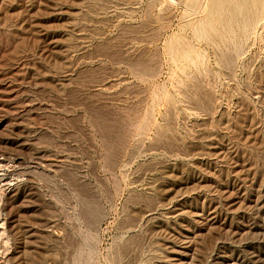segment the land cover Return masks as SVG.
I'll return each mask as SVG.
<instances>
[{"label": "rangeland", "instance_id": "obj_1", "mask_svg": "<svg viewBox=\"0 0 264 264\" xmlns=\"http://www.w3.org/2000/svg\"><path fill=\"white\" fill-rule=\"evenodd\" d=\"M236 3L0 0V264H264V14Z\"/></svg>", "mask_w": 264, "mask_h": 264}, {"label": "bare ground", "instance_id": "obj_2", "mask_svg": "<svg viewBox=\"0 0 264 264\" xmlns=\"http://www.w3.org/2000/svg\"><path fill=\"white\" fill-rule=\"evenodd\" d=\"M230 2H231V1H229L228 3H230ZM233 2H234V0H233ZM232 4H233V3H232ZM236 4H237V5H235V6H233V5H232V6H229V5H231V4H229V5H228V6H229V10H227V11H230V9H231L232 7L234 8V7L237 6V7L235 8V9L237 10V12H236V11L234 12V13H235V16H234V17L231 16V17H233V21H235V22H237V23H241L242 26H243L245 29H247V30H248V29L250 30V27H251V29H254V27L256 26L255 24L258 23V21H259L258 25L261 23V22H260V19H261V17L263 16L262 14H264V13H263V12H264V0H237V3H236ZM228 6H227V7H228ZM227 7H226V9H227ZM235 9H233V11H234ZM61 10H62V9H61ZM224 10H225V9H224ZM222 12H224V14H225L226 10H225V11H222ZM229 13H230V12H229ZM231 13H233V12L231 11ZM234 13H233V15H234ZM222 14H223V13H222ZM222 16H223V15H222ZM225 16H226V14L224 15V17H225ZM227 16H228V15H227ZM227 16L225 17V19H227V20L230 21L232 18H231V19H228ZM228 17H229V16H228ZM220 18H221V16H220ZM220 18H219V19H220ZM222 18H223V17H222ZM229 18H230V17H229ZM223 19H224V18H223ZM220 20H221V19H220ZM227 20H226V22H227ZM261 21H262V19H261ZM207 22H208V21H207ZM213 22H214V21H213ZM221 22H222V21H221ZM224 22H225V20H224L222 23H224ZM199 24H200V23H199ZM202 24H203V25L205 24V27H206V24H207V27H209L210 29L212 28V27H210V26L208 25L209 23H204V22H202ZM211 24H212V21H211ZM211 24H210V25H211ZM216 24H218V22H217ZM219 24H221V23H219ZM228 24H229V23H228ZM263 24H264V23H262V25H263ZM196 25L198 26V24H196ZM200 25H201V24H200ZM229 25H230V24H229ZM231 25H232V23H231ZM231 25H230V27H232ZM238 25H239V24H238ZM201 26H202V25H201ZM225 26H227V28H228L227 23L225 24ZM234 26H235V25L233 24V27H234ZM252 26H254V27L252 28ZM213 27H215V23H214V26H213ZM216 27H217V29L220 28L218 25H217ZM218 27H219V28H218ZM236 27H237V26H236ZM243 27H242V28H243ZM259 27H260V26H259ZM199 28H200V26H199ZM203 28H204V26H203ZM203 28H202V30H204ZM209 28H208V29H209ZM227 28H226V29H227ZM260 28H261V27H260ZM197 29H198V28H197ZM213 29H214V28H213ZM213 29H212V30H213ZM215 29H216V28H215ZM217 29H216V30H217ZM221 29H222V27H221ZM223 29H224V28H223ZM223 29H222V30H223ZM229 29H230V28H229ZM233 29H236V28H233ZM233 29L231 28L232 31H234ZM237 29H238V27H237ZM245 29H243V30H245ZM256 29H257V27H256ZM256 29H255V30H256ZM205 30H206V28H205ZM231 30H230V31L228 30V31L231 32ZM243 30H242V31H243ZM247 30H246V32H247ZM249 30H248V31H249ZM199 31H200V30H199ZM218 31H219V30H217V32H218ZM224 31H225V30H223L222 32H223L224 35H225V32H224ZM239 31H241V30H240V27H239ZM251 31H252V30H250V32H251ZM262 31H263V30H262ZM203 32H204V34H203ZM205 32H206V31H202V34L205 35ZM215 32H216V31H215ZM226 32H227V30H226ZM237 32H238V31H237ZM218 33H219V32H218ZM227 33H228V32H227ZM234 33H235V32H234ZM198 34H199V33H198ZM202 34H201V35H202ZM206 34H207V33H206ZM220 34H222V33H220ZM230 34H231V33H230ZM242 34H244V33H242ZM248 34H249V33H248ZM248 34H247V36H243V37H247V38H248ZM199 35H200V34H199ZM199 35H198V37H199ZM224 35H222V36L220 35V37L223 38ZM256 35H257V34H256ZM256 35H255V36H256ZM218 36H219V34H218ZM203 37H204V36H203ZM205 37H206V35H205ZM227 37H228V35H227ZM243 37H241V38H243ZM262 37H263V36H262ZM56 38H57V37H56ZM78 38H79V37H78ZM238 39H239V38H238ZM240 40H241V39H240ZM251 41H252V40H251ZM256 42H257V40H256ZM237 45H238V44H237ZM239 45H240V44H239ZM189 47H190V49H191V46H189ZM235 47H236V46H235ZM67 48H68V47H67ZM192 48H193V46H192ZM229 48H230V47H229ZM53 49H54V48H53ZM82 49H83V48H82ZM190 49H189V50H190ZM197 49H198V48H197ZM240 49H241V48H240ZM185 50L187 51V49H185ZM193 51H194V48H193ZM193 51L190 52V53H193ZM258 52H259V51H258ZM183 53H184V52H183ZM186 53H187V52H186ZM188 53H189V52H188ZM197 53H198V52H197ZM238 53H239V52H238ZM236 54H237V53H236ZM195 55H196V54H195ZM259 55H260V53H259ZM187 56H188V54H187ZM196 56H197V55H196ZM202 56H203V55H202ZM198 57H199V56H198ZM190 58H191V57H189V59H190ZM222 58H223V57H222ZM252 58H253V57H252ZM192 59H193V58H192ZM196 59H197V58H196ZM198 59H199V58H198ZM231 59H232V58H231ZM194 61H195V60H194ZM224 61H225V60H224ZM228 61H229V58H228ZM234 62H235V61H233V63H234ZM229 63H230V62H229ZM244 64H245V63H244ZM14 65H15V64H14ZM18 65H19V64H18ZM233 65H234V64H233ZM233 65H232V66H233ZM225 68H226V67H225ZM250 68H251V67H250ZM250 68H249V69H250ZM233 69H234V67H233ZM260 69H261V68H260ZM228 71H229V70H228ZM230 71H231V70H230ZM244 71H245V70H244ZM245 74H246V73H245ZM257 74H258V72H257ZM262 74H263V73H262ZM254 75H255V74H254ZM254 78H255V77H254ZM246 79H247V78H246ZM68 80H69V79H68ZM257 80H258V79H257ZM49 82H50V81H49ZM54 82H55V81H54ZM257 82H259V81H257ZM245 83H246V82H245ZM248 83H249V82H248ZM261 83H262V82H261ZM246 84H247V83H246ZM234 85H235V84H234ZM254 85H255V84H254ZM196 86H197V85H196ZM206 87H208V86H206ZM234 87H236V86H234ZM248 87H249V86H248ZM208 88H209V87H208ZM209 89H210V88H209ZM245 89H246V87H245ZM250 89H251V88H250ZM254 90H255V89H254ZM209 91H210V90H209ZM248 91H249V90H248ZM259 91H260V90H259ZM261 91H262V90H261ZM212 92H213V91H212ZM234 92H235V91H234ZM239 93H240V92H239ZM260 93H261V92H260ZM203 94H204V93H203ZM203 94H202V95H203ZM240 94H241V93H240ZM242 94H243V93H242ZM258 94H259V93H258ZM202 95H200V96H202ZM210 95H211V94H210ZM11 96H12V95H11ZM11 96H10V97H11ZM203 96H204V95H203ZM213 96H214V95H213ZM228 96H229V94H228ZM166 97H167V96H166ZM208 97H209V96H208ZM242 97H243V96H242ZM263 97H264V96H263ZM167 98H168V97H167ZM167 98H166V99H167ZM194 98H195V97H194ZM209 98H210V97H209ZM153 99H154V98H153ZM227 99H228V98H227ZM261 99H263V98L261 97ZM197 100H198V98H197ZM245 100H246V99H244V101H245ZM252 100H253V99H252ZM203 101L205 102V100H203ZM228 101H229V100H228ZM254 101H255V100H254ZM262 101H263V100H262ZM262 101H261V102H262ZM23 102H24V101H23ZM257 102H258V101H257ZM25 103H26V102H25ZM149 103H150V102H149ZM164 103H165V102H164ZM170 104H171V102H170ZM170 104H169V105H170ZM263 104H264V102H263ZM151 105H152V104H151ZM172 105H173V104H172ZM199 106H200V105H199ZM197 108H198V107H197ZM210 108H211V107H210ZM255 108H256V107H255ZM215 109H216V108H215ZM151 110H152V109H151ZM151 110H150V112H151ZM199 110H200V109H199ZM212 110H213V107H212ZM209 112H211V111H209ZM212 112H213V111H212ZM203 113H205V112L203 111ZM115 114H116V113H115ZM124 114H125V113H124ZM144 114H145V113H144ZM148 114H149V113H148ZM169 114H170V113H169ZM208 115H209V113H208ZM208 115H207V116H208ZM212 115H213V113H212ZM220 115H221V114H220ZM231 115H232V114H231ZM127 116H128V115H127ZM172 116H173V115H172ZM144 117H145V116H144ZM151 117H152V116H151ZM225 118H226V117H225ZM143 119H144V118H143ZM249 119H251V118H249ZM152 120H153V119H152ZM130 121H131V120H130ZM143 121H144V120H143ZM155 122H156V121H155ZM209 122H210V121H209ZM224 122H225V121H224ZM238 122H239V121H238ZM252 123H253V122H252ZM121 124H122V123H121ZM134 126H135V125H134ZM138 126H139V125H138ZM143 126H145V124H144ZM250 126H251V123H250ZM253 127H254V126H253ZM101 128H103V127H101ZM132 128H133V127H132ZM138 128H141V127H138ZM157 128H158V127H157ZM218 128H219V127H218ZM146 129H147V127H146ZM170 130H171V129H170ZM219 130H220V129H219ZM261 130H262V129H261ZM145 131H146V130H145ZM159 131H160V130H159ZM159 131H158V132H159ZM166 131H167V130H166ZM146 132H147V131H146ZM169 132H170V131H169ZM159 133H160V132H159ZM161 133H162V132H161ZM161 133H160V134H161ZM256 133H257V132H256ZM168 134H169V133H168ZM191 134H192V133H191ZM223 134H224V133H223ZM142 135H143V134H142ZM174 135H175V134H174ZM176 135H177V134H176ZM188 135H190V134L188 133ZM252 135H253V134H252ZM260 135H261V134H260ZM137 136H138V135H137ZM154 136H155V135H154ZM167 136H168V135H167ZM164 137H165V136H164ZM209 137H210V136H209ZM142 138H143V137H142ZM192 138H193V137H192ZM205 138H206V137H205ZM207 138H208V137H207ZM134 139H135V138H134ZM169 139H170V138H169ZM253 139H254V138H253ZM253 139H252V140H253ZM184 140H185V139H184ZM161 141H162V139H161ZM171 141H172V140H171ZM185 141H186V140H185ZM200 141H201V140H200ZM203 141H204V140H203ZM203 141H202V142H203ZM234 141H235V140H234ZM250 141H251V140H250ZM255 141H256V140H255ZM169 142H170V141H169ZM196 142H199V141H196ZM211 142H212V141H211ZM262 142H263V141H262ZM203 143H204V142H203ZM206 143H207V142H206ZM169 144H170V143H169ZM175 144H176V143H175ZM175 144H174V145H175ZM198 144H200V143H198ZM198 144H197V145H198ZM253 144H254V142H253ZM256 144H257V143H256ZM154 145H155V144H154ZM186 145H187V144H186ZM201 145H202V144H201ZM234 145H235V144H234ZM152 146H153V145H152ZM193 146H194V145H193ZM259 146H260V145H259ZM154 147H155V146H154ZM165 147H166V146H165ZM201 147H202V148H203V147L205 148V146H203V145H202ZM219 147H220V146H219ZM222 147H223V146H222ZM222 147H220V149H221ZM109 148H110V147H109ZM171 148H172V147H171ZM171 148H170V149H171ZM176 148H177V145H176ZM176 148H175V149H176ZM183 148H184V147H183ZM187 148H188V147H187ZM204 148H203V150H204ZM212 148H213V147H212ZM212 148H210V149L212 150ZM214 148H215V147H214ZM210 149H209V150H210ZM223 149H224V148H223ZM226 149H227V148L225 147V150H226ZM134 150H135V149H134ZM172 150H173V148H172ZM207 150H208V149H207ZM213 150H214V149H213ZM244 150H245V149H244ZM261 150H262V149H261ZM176 151H177V150H176ZM180 151H181V149H180ZM215 152H216V151H215ZM228 152H229V151H228ZM228 152H226V153H228ZM230 152H231V151H230ZM230 152H229V153H230ZM108 153H109V152H108ZM263 153H264V152H263ZM191 154H192V153H191ZM172 155H174V154H172ZM200 155H201V154H200ZM220 155H221V154H220ZM239 156H240V155H239ZM240 159H241V158H240ZM249 159H250V158H249ZM63 160H64V159H63ZM63 162H64V161H63ZM241 165H242V164H241ZM243 165H244V164H243ZM246 166H247V165H246ZM248 166H249V165H248ZM168 167H169V165H168ZM242 167H243V166H241V168H242ZM173 168H174V167H173ZM256 168H257V167H256ZM172 170H173V169H172ZM212 170H213V169H212ZM235 170H237V169H235ZM170 171H171V169H170ZM247 171H248V170H247ZM253 171H254V170H253ZM244 172H245V170H244ZM250 172H251V171H250ZM250 172H249V173H250ZM221 173H222V172H221ZM246 173H247V172H246ZM246 173H245L244 175L248 176V175H247L248 173H247V174H246ZM237 174H238V173H237ZM238 175H239V174H238ZM241 175H242V174H241ZM252 176H253V178L255 177L254 175H252ZM205 177H206V176H205ZM210 177H211V176H210ZM244 177H245V176H244ZM197 179H200V178H197ZM242 179H244V178H242ZM155 180H156V179H155ZM214 180H216V179H214ZM249 180H250V177H249ZM249 180H248V181H249ZM170 181H171V180H170ZM202 181H203V180H202ZM245 181H246V180H245ZM251 181L254 182L255 180L253 181V179H252ZM208 182H209V181H208ZM215 182H216V181H215ZM179 183H181V182H179ZM187 183H188V182H187ZM198 183H199V182H198ZM205 183H206V182H205ZM199 184H200V183H199ZM201 184H202V183H201ZM239 184H240V183H239ZM251 184H252V183H251ZM251 184H250V185H251ZM256 184H257V183H256ZM188 185H189V184H188ZM214 185H215V184H214ZM217 185H218V184H217ZM253 185H254V184H253ZM257 185H258V184H257ZM219 186H220V185H219ZM254 186H255V185H254ZM220 187H221V186H220ZM222 187H223V185H222ZM227 188H228V187H227ZM220 189H221V188H220ZM204 191H205V190H204ZM229 191H230V189H229ZM201 192H202V189H201ZM254 192H255V191H254ZM198 193H199V191H198ZM214 193H215V192H214ZM261 193H262V192H261ZM200 194H201V193H200ZM200 194H199V195H200ZM203 194H204V192H203ZM206 194H207V193H206ZM163 195H164V194H163ZM193 195L196 196L197 194H193ZM193 195H191L192 198H193ZM212 195H213V193H212ZM237 195H238V193H237ZM166 196H168L167 193H166ZM184 196H185V195H184ZM197 196H198V195H197ZM177 197H178V196H177ZM187 197H188V196H187ZM189 197H190V196H189ZM205 197H207V196H205ZM205 197H204V198H205ZM238 197H239V196H238ZM240 197H241V196H240ZM182 198L184 199L185 197L182 196ZM192 198H191V199H192ZM201 198H202V197H201ZM217 198H218V197H217ZM231 198H232V197H231ZM179 199H180V198H179ZM185 199H187V198H185ZM218 199H219V198H218ZM232 199H233V198H232ZM259 199H260V198H259ZM169 200H170V198H169ZM208 200H209V202H210V199H208ZM211 200H212V199H211ZM215 200H216V198H215ZM228 200L230 201V199H227V201H228ZM233 200H234V199H233ZM240 200H241V199H240ZM244 200L246 201V198H244ZM155 201H156V200H155ZM177 201H178V199H177ZM182 201H183V200H182ZM189 201H190V199H189ZM212 201H213V200H212ZM212 201H211V202H212ZM220 201H221V200H220ZM225 201H226V200H225ZM229 201H228V202H229ZM253 201H254V200H253ZM257 201H258V200H257ZM209 202H208V203H209ZM211 202H210V203H211ZM221 202H222V201H221ZM223 202H224V201H223ZM248 202H249V201H248ZM258 202H259V201H258ZM258 202H257V203H258ZM263 202H264V200H263ZM263 202H262V204L264 205ZM177 203H178V202H177ZM180 203H182V202H179V204H180ZM184 203H185V202H184ZM186 203H188V202H186ZM212 203H213V206H214V202H212ZM217 203L219 204V202H217ZM237 203H238V202H237ZM88 204H89V203H88ZM234 204H235V203H234ZM234 204H233V205H234ZM247 204H248V203H247ZM262 204L259 203V206L262 205ZM180 205H181V204H180ZM183 205H184V204H183ZM236 205H237V204H236ZM236 205H235V206H236ZM263 205H262V207H263ZM191 206H192V205H191ZM254 206H255V204H254ZM182 207H183V206H182ZM210 207H211V206H210ZM229 207H230V206H229ZM255 207L257 208V206H255ZM149 208H150V207H149ZM192 208H193V207H192ZM192 208H191V209H192ZM233 208H234V207H233ZM263 208H264V207H263ZM150 209H151V208H150ZM169 209H170V208H169ZM214 209H215V208H214ZM230 209H231V208H230ZM260 209H261V208H260ZM185 210H187V209H185ZM194 210H195V208H194ZM198 210H199V209H198ZM202 210H203V209H201L200 211H202ZM254 210H255V213H256V211H258V209L256 210L255 208H254ZM262 210H263V209H262ZM150 211H151V210H150ZM166 211H167V210H166ZM172 211H174V210H172ZM172 211H170V212H172ZM188 211H189V210H188ZM207 211H208V210H207ZM239 211H240V210H239ZM239 211H238V212H239ZM259 211H260V210H259ZM263 211H264V210H263ZM170 212H169V213H170ZM193 212H195V211H193ZM203 212H204V210H203ZM203 212H202V213H203ZM226 212H227V211H226ZM198 213H199V212H198ZM236 213H237V212H236ZM236 213H235V214H236ZM206 214H207V213H206ZM226 214H227V213H226ZM166 215H168V214H166ZM182 215H183V214H182ZM204 215H205V214H204ZM204 215H203V216H204ZM224 215H225V213H224ZM255 215H256V214H255ZM257 215H258V214H257ZM180 216H181V215H180ZM207 216H208V215H206V217H207ZM216 216H217V215H216ZM226 216H227V215H226ZM230 216H231V215H230ZM214 217H215V216H214ZM232 217H233V216H232ZM262 217H263V216H262ZM194 218H195V216H194ZM198 218H199V217H198ZM218 218H219V217H218ZM226 218H229V217H226ZM230 218H231V217H230ZM230 218L227 219V220H230ZM147 219H148V218H147ZM167 219H168V218H167ZM179 219H180V218H179ZM185 219H186V218H185ZM185 219H184V220H185ZM190 219H191V218H190ZM199 219H201V218H199ZM210 219H211V218H210ZM215 219H216V218H215ZM215 219H214V220H215ZM222 219H223V217H222ZM145 220H146V219H145ZM172 220H173V219H172ZM177 220H178V219H177ZM193 220H194V219H193ZM201 220H202V219H201ZM259 220H260V219H259ZM261 220H263V219H261ZM178 221H179V220H178ZM181 221H182V220H181ZM218 221H219V220H218ZM220 221H221V220H220ZM225 221H226V220H225ZM250 221H251V220H250ZM257 221H258V220H257ZM263 221H264V220H263ZM165 222H166V220H165ZM168 222H169V221H168ZM170 222H171V219H170ZM172 222H174V221H172ZM188 222H191V221H188ZM226 222H227V221H226ZM258 222H259V221H258ZM258 222H257V223H258ZM155 223H157V222H155ZM163 223H164V222H163ZM175 223H176V222H175ZM193 223H194V222H193ZM210 223H211V222H210ZM224 223H225V222H224ZM158 224H159V222H158ZM160 224H161V223H160ZM173 224H174V223H173ZM164 225H165V224H164ZM189 225H190V224H189ZM189 225H188V226H189ZM167 226H168V225H167ZM174 226H175V225H174ZM193 226H194V225H193ZM195 226H196V225H195ZM221 226H222V225H221ZM237 226H238V225H237ZM263 226H264V225H263ZM176 227H177V226H176ZM189 227H190V226H189ZM198 227H199V226H198ZM247 227H248V226H247ZM249 227H250V226H249ZM249 227H248V228H249ZM258 227H259V226H258ZM165 228H166V227H165ZM194 228H195V227H194ZM194 228H193V229H194ZM196 228H197V227H196ZM252 228H253V227H252ZM255 228H256V227H255ZM255 228H253V229H255ZM167 229H168V227H167ZM169 229H170V228H169ZM179 229H180V228H179ZM201 229H202V228H201ZM237 229H238V228H237ZM165 230H166V229H165ZM239 230H240V229H239ZM244 230H245V229H244ZM250 230H251V229H250ZM200 231H201V230H200ZM207 231H208V230H207ZM242 231H243V230H242ZM242 231H241V233H242ZM246 231H247V230H246ZM253 231H254V230H253ZM253 231H252V232H253ZM194 232H195V231H194ZM194 232H193V233H194ZM202 232H204V231H202ZM249 232H251V231H249ZM252 232H251V235L253 234ZM255 232H257V231H255ZM255 232H254V233H255ZM182 233H183V232H182ZM189 233H190V232H189ZM193 233H192V234H193ZM199 233H200V232H199ZM257 233H261V231H259V232H257ZM257 233H256V235H258ZM262 233H263V232H262ZM190 234H191V233H190ZM239 234H240V233H239ZM245 234H246V233H245ZM186 235H188V234H186ZM203 235H204V234H203ZM237 235H238V234H237ZM253 235H254V234H253ZM259 235H262V234H259ZM191 236H192V235H191ZM243 236H244V235H243ZM248 237H249V236H248ZM251 237H252V236H251ZM258 237H259V236H258ZM261 237H262V236H261ZM253 238H254V236L252 237V239H253ZM255 238H257V237H255ZM255 238H254V239H255ZM243 239H244V238H243ZM258 239H259V238H258ZM244 240H245V239H244ZM248 240H249V238H248ZM236 241H237V240H236ZM256 241H258V240H256ZM239 242H241V241H239ZM253 242H255V241L253 240L252 243H253ZM258 242H260V241H258ZM169 243H170V242H169ZM223 243H224V242H223ZM248 243H249V242H248ZM248 243H247V244H248ZM224 244H225V243H224ZM249 244H251V243H249ZM255 244H256V243H255ZM171 245H172V244H171ZM218 245H220V244H218ZM222 245H223V244H222ZM257 245H258V244H257ZM173 246H174V245H173ZM198 246H199V245H198ZM177 247H178V246H177ZM218 247H219V246H218ZM250 247H251V246H250ZM192 248H193V247H192ZM222 248H223V247H222ZM224 248H225V246H224ZM251 248H253V247H251ZM168 249H169V248H168ZM183 249H184V248H183ZM186 249H187V248H186ZM246 250H248V249H246ZM246 250H245V251H246ZM186 251H187V250H186ZM186 251H185V252H186ZM251 251H252V249L250 250V252H251ZM226 252H227V250H226ZM250 252H249V250H248V253H250ZM253 252H254V251H253ZM258 252H259V251H258ZM248 253H247V254H248ZM165 254H166V253H165ZM170 254H172V253H170ZM229 254H230V253H229ZM250 254H251V253H250ZM167 255H168V254H167ZM230 255H231V254H230ZM254 255H256V254H253V256H254ZM258 255H260V254H258ZM239 256H240V255H239ZM243 256H244V255H243ZM261 256H262V254H261ZM189 257H190V256H189ZM232 257H233V255H232ZM232 257H231V259H232ZM236 257H237V256H236ZM241 257H242V256H240V259H241ZM244 257H245V256H244ZM249 257H251V256H248V258H249ZM254 257H255V256H254ZM179 258H180V257H179ZM242 258H243V257H242ZM251 258H253V257H251ZM262 258H263V256H262ZM185 259H186V258H185ZM220 259H221V258H220ZM224 259H225V258H224ZM233 259H234V258H233ZM237 259H238V258H237ZM237 259H235V260H237ZM254 259H255V258H254ZM256 259H258V258L256 257ZM256 259H255V260H256ZM226 260H227V259H226ZM243 260H245V259H243ZM246 260H248V259H246ZM246 260H245V261H246ZM184 261H185V260H184ZM186 261H187V260H186ZM219 261H220V260H219ZM224 261H225V260H224ZM238 261H239V260H238ZM253 261H254V260H253ZM258 261H259V260H258ZM239 262H240V261H239ZM243 262H244V261H243ZM247 262H249V260H248ZM260 262H262V259H261ZM166 263H167V262H166ZM166 263H165V264H166ZM226 263H227V262H226ZM229 264H230V263H229ZM238 264H239V263H238ZM245 264H246V262H245ZM252 264H254V263H252ZM256 264H257V263H256ZM259 264H260V263H259Z\"/></svg>", "mask_w": 264, "mask_h": 264}]
</instances>
